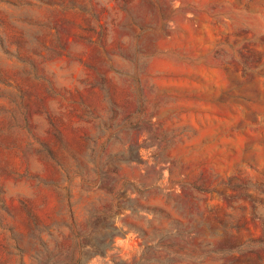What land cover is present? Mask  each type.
Returning a JSON list of instances; mask_svg holds the SVG:
<instances>
[{
    "label": "rangeland",
    "instance_id": "obj_1",
    "mask_svg": "<svg viewBox=\"0 0 264 264\" xmlns=\"http://www.w3.org/2000/svg\"><path fill=\"white\" fill-rule=\"evenodd\" d=\"M0 264H264V0H0Z\"/></svg>",
    "mask_w": 264,
    "mask_h": 264
}]
</instances>
